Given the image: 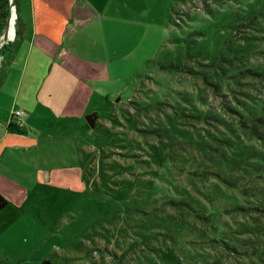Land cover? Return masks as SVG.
I'll return each mask as SVG.
<instances>
[{"label":"rangeland","instance_id":"rangeland-1","mask_svg":"<svg viewBox=\"0 0 264 264\" xmlns=\"http://www.w3.org/2000/svg\"><path fill=\"white\" fill-rule=\"evenodd\" d=\"M115 2L107 78L27 152L0 264H264V0Z\"/></svg>","mask_w":264,"mask_h":264},{"label":"crops","instance_id":"crops-1","mask_svg":"<svg viewBox=\"0 0 264 264\" xmlns=\"http://www.w3.org/2000/svg\"><path fill=\"white\" fill-rule=\"evenodd\" d=\"M15 1V34L0 48V219L21 205L28 183L15 176L31 167L27 152L40 149L49 125L82 118L102 85L95 82L107 78L101 35L119 9L113 0ZM15 108L23 111L19 128L8 125Z\"/></svg>","mask_w":264,"mask_h":264},{"label":"water","instance_id":"water-1","mask_svg":"<svg viewBox=\"0 0 264 264\" xmlns=\"http://www.w3.org/2000/svg\"><path fill=\"white\" fill-rule=\"evenodd\" d=\"M9 2H10V7H9V10H8V12L6 14V17H5V21H4V25H3V29H2V34L0 35V48H3L5 43L9 40L8 36H7V32H8V22H9V18L11 16V12H10V10H11L10 8L11 7H12V9H14V16H13L12 21L15 22L16 17H17L16 11H15V7H13V5L15 6L16 1L15 0H9ZM13 33L15 34V30H14ZM84 117H85L87 123L90 126H93L94 119H95L94 112L87 113V114H85Z\"/></svg>","mask_w":264,"mask_h":264},{"label":"trees","instance_id":"trees-1","mask_svg":"<svg viewBox=\"0 0 264 264\" xmlns=\"http://www.w3.org/2000/svg\"><path fill=\"white\" fill-rule=\"evenodd\" d=\"M7 12H8L7 0H0V34L2 33V29H3V25H4ZM15 24H17V21ZM4 47L5 45L3 46V48ZM257 119L264 122V117L262 118L260 117ZM8 125L18 128L17 126H15L13 123H10V122L8 123ZM5 204H6V199L0 194V210L5 206Z\"/></svg>","mask_w":264,"mask_h":264},{"label":"built area","instance_id":"built-area-1","mask_svg":"<svg viewBox=\"0 0 264 264\" xmlns=\"http://www.w3.org/2000/svg\"><path fill=\"white\" fill-rule=\"evenodd\" d=\"M13 7H15L13 5ZM23 111L21 108H15L10 111V117L9 122L13 123L18 128L22 126L23 124V118H22Z\"/></svg>","mask_w":264,"mask_h":264},{"label":"bare ground","instance_id":"bare-ground-1","mask_svg":"<svg viewBox=\"0 0 264 264\" xmlns=\"http://www.w3.org/2000/svg\"><path fill=\"white\" fill-rule=\"evenodd\" d=\"M10 9H11L10 10L11 16H10L9 22H8V32H7L8 39H11L14 35V33H13L14 32V22L12 21L14 9H12V7Z\"/></svg>","mask_w":264,"mask_h":264}]
</instances>
